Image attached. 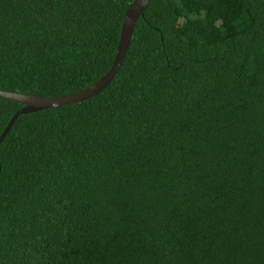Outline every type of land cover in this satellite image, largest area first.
I'll list each match as a JSON object with an SVG mask.
<instances>
[{
    "label": "trees",
    "instance_id": "16d2710c",
    "mask_svg": "<svg viewBox=\"0 0 264 264\" xmlns=\"http://www.w3.org/2000/svg\"><path fill=\"white\" fill-rule=\"evenodd\" d=\"M132 1L0 0V91L95 82ZM0 264H264V0H152L102 90L17 115Z\"/></svg>",
    "mask_w": 264,
    "mask_h": 264
},
{
    "label": "water",
    "instance_id": "95a60500",
    "mask_svg": "<svg viewBox=\"0 0 264 264\" xmlns=\"http://www.w3.org/2000/svg\"><path fill=\"white\" fill-rule=\"evenodd\" d=\"M150 1L152 0H133L127 6L121 21L118 40L115 47V54L110 67L101 77H99L95 82L88 85L84 89L72 94L54 98H46L33 94H20L16 92L0 91V98L21 105V108H19L12 115V117L7 122L5 128L2 130L0 134V140L7 132L17 115L33 113L49 108H57L74 102H80L84 99L94 96L100 90H102L110 82V80L113 78L116 71L118 70L127 50L132 34L133 25L138 16L141 14L142 10L148 5Z\"/></svg>",
    "mask_w": 264,
    "mask_h": 264
}]
</instances>
